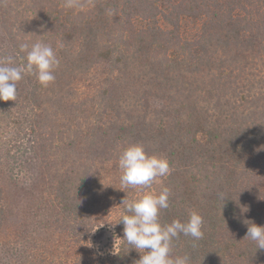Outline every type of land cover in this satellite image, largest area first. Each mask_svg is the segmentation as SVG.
<instances>
[{"label": "trees", "instance_id": "16d2710c", "mask_svg": "<svg viewBox=\"0 0 264 264\" xmlns=\"http://www.w3.org/2000/svg\"><path fill=\"white\" fill-rule=\"evenodd\" d=\"M72 3L0 0V58L23 63L19 45L41 41L60 60L48 87L25 74L0 101V264H135L121 201L161 187V223L203 217V238L180 235L173 257L264 264L244 238V221L264 226V0ZM133 143L170 175L122 186L118 156ZM101 228L104 255L87 247ZM43 234L57 254L17 253Z\"/></svg>", "mask_w": 264, "mask_h": 264}, {"label": "clouds", "instance_id": "9594fccd", "mask_svg": "<svg viewBox=\"0 0 264 264\" xmlns=\"http://www.w3.org/2000/svg\"><path fill=\"white\" fill-rule=\"evenodd\" d=\"M65 6L72 7V0H66ZM19 52L25 53L23 63H16L12 56L0 58V101L16 99L17 84L25 74L34 75L39 85L45 88L55 81L54 72L60 60L51 45L41 41L24 42L19 45ZM118 167L122 186L142 190L171 173L166 157L149 155L138 143L121 149ZM170 194L168 187H161L159 193L143 192L137 198L121 201L123 213L117 223L123 224L122 240L133 249L142 250L135 264H189L187 255H171L173 242L180 235L190 237L193 242L203 238V217L195 211L189 213L186 222L174 219L170 223H161L160 213L169 207ZM218 197L225 199L223 193ZM244 223L247 225L244 238L254 241L257 249L264 250V226L247 220Z\"/></svg>", "mask_w": 264, "mask_h": 264}, {"label": "rangeland", "instance_id": "374dc122", "mask_svg": "<svg viewBox=\"0 0 264 264\" xmlns=\"http://www.w3.org/2000/svg\"><path fill=\"white\" fill-rule=\"evenodd\" d=\"M111 211V216L116 215V210H110ZM46 239H45V238ZM41 238H44V240L40 243L39 241H35L33 242V244L27 245L25 240L22 239L20 241V244L17 245L18 249H17V253L22 254L23 256L28 257L30 254L36 255V258H38V255L44 254L47 255V250L48 247H50L51 245H54L55 242L53 244H49V238L46 237L44 234L42 235ZM56 245L60 244V241L58 239H56ZM37 242V243H35ZM113 242V236H112V232L110 230H108L107 228H101L98 230V232H93L91 234V236L89 237L88 243H87V247L89 249H96L99 251L100 255H104L106 253H109V251L111 250V243ZM39 243V245L41 244V246H36ZM61 245V244H60ZM64 246V245H63ZM51 252L53 253V256L56 253L55 249H52V247H50ZM71 249V248H70ZM69 248L66 247V245L64 246V248H62V252H70ZM61 251V250H60ZM95 251V250H94ZM30 253V254H29ZM60 255V254H58ZM59 257H64L62 254ZM59 259H65V258H58Z\"/></svg>", "mask_w": 264, "mask_h": 264}]
</instances>
